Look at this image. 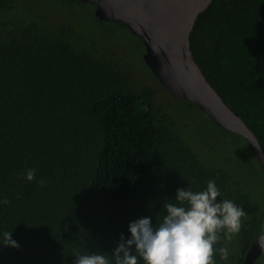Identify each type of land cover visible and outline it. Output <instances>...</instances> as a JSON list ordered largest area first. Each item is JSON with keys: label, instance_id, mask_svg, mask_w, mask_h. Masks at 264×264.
I'll use <instances>...</instances> for the list:
<instances>
[{"label": "trees", "instance_id": "obj_1", "mask_svg": "<svg viewBox=\"0 0 264 264\" xmlns=\"http://www.w3.org/2000/svg\"><path fill=\"white\" fill-rule=\"evenodd\" d=\"M19 1L0 0V197L10 201L0 205V232L12 231L19 244L0 245V264H74L76 253L111 252L121 233L130 235V221L150 216L155 223L178 187L189 181L199 190L209 179L246 210L236 240L227 241L229 258L216 257L240 264L264 202L228 156L203 159L191 148L181 106L200 108L157 77H141L132 54L89 36L75 18L36 10L12 18ZM99 21L130 31L117 20ZM131 34L144 61L143 41ZM190 40L202 71L264 151V0H213ZM208 119L238 154L250 152L247 166L264 178L246 139ZM28 168L36 170L32 181L22 175Z\"/></svg>", "mask_w": 264, "mask_h": 264}, {"label": "clouds", "instance_id": "obj_2", "mask_svg": "<svg viewBox=\"0 0 264 264\" xmlns=\"http://www.w3.org/2000/svg\"><path fill=\"white\" fill-rule=\"evenodd\" d=\"M22 175L32 181L36 170L28 168ZM45 182L43 178L38 181ZM9 203L7 197H0V205ZM161 209L154 214L155 223L150 216L130 221V235L121 233L111 252L76 253L74 264H217V256L221 261L229 258L227 241L241 231L247 215L243 206L224 196L215 179L207 180L199 190L188 181L186 187L176 189L174 198L165 199ZM258 223L257 242L264 246V219ZM0 245L19 247L12 231L0 232Z\"/></svg>", "mask_w": 264, "mask_h": 264}, {"label": "water", "instance_id": "obj_3", "mask_svg": "<svg viewBox=\"0 0 264 264\" xmlns=\"http://www.w3.org/2000/svg\"><path fill=\"white\" fill-rule=\"evenodd\" d=\"M95 5L99 20H117L140 37L143 59L175 96L197 105L218 125L244 137L264 169V151L254 131L202 71L191 48L199 14L213 0H81ZM242 264H253L264 246L252 242Z\"/></svg>", "mask_w": 264, "mask_h": 264}, {"label": "rangeland", "instance_id": "obj_4", "mask_svg": "<svg viewBox=\"0 0 264 264\" xmlns=\"http://www.w3.org/2000/svg\"><path fill=\"white\" fill-rule=\"evenodd\" d=\"M35 10L38 12L37 15H41L43 18H55L53 15H63L64 19L75 18L82 27L87 28L89 36L99 38L104 43H112L115 47L127 51L130 55L132 54L135 60V64L133 65H137V70L141 77L144 75L150 81L155 79L151 69L142 60L141 50L138 47L139 39L134 37L128 29L122 26L115 28L110 24L100 26V21L93 17L95 14L94 6L80 3L70 4L64 2V0H20L18 7L12 11L11 17L33 15ZM66 21L73 24L69 20ZM181 109V113L184 115L183 120L188 127L184 131L183 136L187 139L191 148L199 152L200 157L203 159L212 157L213 160L217 161L228 156L229 161L227 162H230L229 165L232 169L236 170L237 173L240 172L239 170H243L247 174L249 186L255 190L256 196L264 202L263 175L259 170L247 166V162H251L253 158L250 152L245 149L238 154V147L232 144V138L220 128L216 127L202 111L190 106H181ZM246 168L250 169V174L245 170ZM231 240H236L235 235L232 236ZM257 264H264V256L258 260Z\"/></svg>", "mask_w": 264, "mask_h": 264}, {"label": "flooded vegetation", "instance_id": "obj_5", "mask_svg": "<svg viewBox=\"0 0 264 264\" xmlns=\"http://www.w3.org/2000/svg\"><path fill=\"white\" fill-rule=\"evenodd\" d=\"M245 256V255H244ZM244 256L241 258V261H242V259L244 258Z\"/></svg>", "mask_w": 264, "mask_h": 264}]
</instances>
